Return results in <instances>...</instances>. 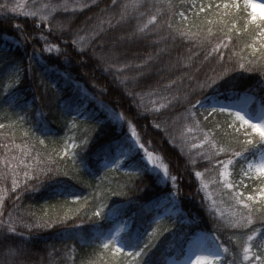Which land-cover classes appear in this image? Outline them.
<instances>
[{"label":"trees","instance_id":"trees-1","mask_svg":"<svg viewBox=\"0 0 264 264\" xmlns=\"http://www.w3.org/2000/svg\"><path fill=\"white\" fill-rule=\"evenodd\" d=\"M97 2L99 8L83 9L77 6L83 0H70L65 10L63 0H0L16 8L0 10V264H167L168 258L184 257L198 231L212 234L228 250V264H258L254 255L262 241L244 260V230L211 218L193 184L200 173L219 188L220 176L212 168L231 159L233 188L225 189L231 205L236 206L231 192L246 199L260 186L245 167L264 142L244 145L256 134L247 135L251 129L219 109L239 111L228 103L243 93L255 95L252 114L258 102L264 104V59L253 35L264 17L249 25L251 7L245 0H228L237 3L228 27L218 23L221 0H147V10L139 7L144 0H120L127 5L121 21L116 10L101 12L111 0ZM141 13L157 16L143 34L138 30L150 15ZM69 19L78 35L67 33ZM239 24L243 32L234 27ZM134 31V40L115 43ZM149 54L148 68L137 72L134 66ZM14 75L18 83L10 80ZM212 99L223 106L208 108ZM102 101L125 114L140 143L163 155L179 182L190 181L178 214L166 213L171 197L154 191L158 186L149 183L155 179L141 149ZM241 145L246 150L234 156ZM24 155L37 167L45 164L69 176L50 173L44 179L29 171ZM138 190L145 195L133 200ZM120 221L132 222L121 235L122 246L112 235ZM109 240L113 243L104 248ZM117 246L124 251L116 252Z\"/></svg>","mask_w":264,"mask_h":264},{"label":"rangeland","instance_id":"rangeland-1","mask_svg":"<svg viewBox=\"0 0 264 264\" xmlns=\"http://www.w3.org/2000/svg\"><path fill=\"white\" fill-rule=\"evenodd\" d=\"M252 3H254L255 5H257L256 8V12L258 14L259 17H264V0H252ZM253 11V9L251 8V12ZM254 101V96L251 95H244L242 100L240 102L244 103V105L242 104L241 106H238L237 104H230L229 106H233L236 109H238L240 112H242L249 120L253 121V122H264V104H258L257 110L255 114H252L251 111V107H249V105ZM103 102V101H102ZM105 107H106V111L109 112L110 118L114 121L117 122L119 124V126L125 130L126 134L129 136L131 142L136 146L137 149H141V153L144 156V159L149 167L150 173L152 175V178L155 179L154 180H150V184L151 186H153V184H155L158 187V189H154V191L156 190H163L165 193H167V195H169L171 197V202L172 204H170L166 210L167 214H178L179 213V206L178 203H181V200H187V196L190 192V188H191V184L190 181H184L183 183L179 182L178 177L173 174L170 171L169 165L166 162L165 158L163 155L160 154H155L151 151H149V149H147V147H142L140 140H139V132L136 128V126H134L131 122L126 120L125 114L120 111L117 110L116 108H114L112 105L103 102ZM208 108L209 107H215V106H223V101L222 100H218V99H212L210 103H208L206 105ZM242 124V122H241ZM243 125V124H242ZM247 127V125H244ZM132 129H135L137 136H134L132 133ZM138 137V139H137ZM145 149H147L148 152L153 153L154 157H157V164H153L151 163L146 154H145ZM21 150V149H20ZM68 152V150L66 151V153ZM17 156H20L19 154L15 153ZM22 158H24V160H30V164H29V168L25 169V172L28 173L27 169H29V171L31 170L32 172H41L40 169L44 168L45 170H49L47 165L45 164H41V167H37L35 162L30 156L28 155H24L21 156ZM261 160H264V148L262 149V151L253 158H250L248 160V162L246 163V173L247 174H252V176H258V173L254 172V171H249L248 169V165L249 163H258ZM228 161V160H227ZM225 160L222 161V163L216 164L215 168L219 167V170H216L215 168L210 167L209 170L212 168L214 171L213 173L218 172L220 179H221V185L219 188H213L212 184H211V179L207 178V177H203L201 174L198 175L197 177V183H194L193 186H197L198 188H200L201 194H202V200L204 201L202 204H206L212 211V214H210L211 218L214 219H219L221 220L224 224H229L230 226H234L235 225V213L239 212L242 209V206H233L228 202V197L229 194L227 195L225 192V189H227L224 181H225V177L223 176V166L224 164L227 162ZM160 165H164L167 167V173H165V170L163 167H160ZM229 166L228 165V177L227 180L229 178ZM210 172V171H209ZM212 174V173H211ZM229 183H231L228 180ZM158 184V185H157ZM148 186L147 188H145L144 190H150L152 187ZM141 190H138V196H133L132 199L135 200L136 198H138L141 195H145L144 193L140 192ZM231 194L233 195L234 192H231ZM191 197V195H190ZM167 198V197H166ZM169 198V197H168ZM191 200V199H190ZM232 200V198H231ZM192 201V200H191ZM235 209V210H234ZM189 213L190 215H192L191 217L194 219H198L197 215L195 213H191V212H186ZM216 216V217H215ZM132 222L131 221H120L116 224V226L114 227V230L112 232V235L115 237L117 243L119 244V246H122L121 243V235L125 232H127L130 227H131ZM257 227H259V225H257ZM244 234H242V236L245 237L244 240H246V237L248 234L247 231L245 229H243ZM263 244V248H264V241H262ZM217 257L218 260H211L210 262L205 260L202 262V264H228L227 262L224 261L225 259V254L223 251L222 246L219 244L218 240L210 233H207L206 231H198L196 233V235L192 236L190 241L187 244V248H186V254L185 256L180 259L177 260L174 257L168 258L167 260V264H196V260L197 257ZM252 258V253L249 254V259Z\"/></svg>","mask_w":264,"mask_h":264},{"label":"snow or ice","instance_id":"snow-or-ice-1","mask_svg":"<svg viewBox=\"0 0 264 264\" xmlns=\"http://www.w3.org/2000/svg\"><path fill=\"white\" fill-rule=\"evenodd\" d=\"M105 2L107 3V0H105ZM245 4L250 6L253 11L250 13L249 17L247 18V23L249 25L254 24L257 19H260V17L258 16L257 12H256V8L257 5H255L254 3H252V0H245ZM70 5V0H63V3L60 5L61 7H63L65 10L68 9ZM80 8H99L100 5L97 2V0H83V3L78 4L77 5ZM222 6L223 8V12L219 13V16L221 17V19L218 21V23L224 24L225 27H228L229 25L232 24V21L235 20V16L232 15L231 9L236 8L237 7V3H230L228 2V0H221V5H217V8H220ZM45 10H50L53 7H56V5H44L43 6ZM140 8H143L145 10L149 9V5L147 3V0H144V3L139 5ZM154 7V5L152 6ZM213 5L209 4L207 6V8L210 10L212 9ZM0 10H6V11H11V12H15L16 8L15 7H11L9 8V5L7 3L4 4H0ZM111 10H116L117 14L120 16L121 21L124 19V16L127 14V5L122 4L120 2V0H111L110 3V7L109 8H105V9H101V12H106V11H111ZM201 11H204L203 8H201ZM33 15L35 13H32ZM74 14V13H73ZM144 14H149L150 15V19L148 20L147 24H144L142 29H139L138 32L140 34L144 33V30L148 28L149 25L153 24L154 21L157 20V16L156 15H151L150 13H141V15ZM181 16H183V13L180 14ZM232 16V21L228 20V17ZM208 23H212V21H209ZM65 25L68 28L67 33H70V35H78V29L74 30V26L72 25V21L71 19H69L68 21L65 22ZM234 27H238L242 32L244 31V25L243 24H239V25H234ZM256 30L258 31V35H256V32H253V35L255 36V39L257 41L260 42V55L261 58L264 59V19H261L260 24L256 25ZM208 32H211V29H208ZM189 36L195 35L197 38H200V36L202 35V33H186ZM138 33L136 31L128 33L125 32L124 36H120L116 39L115 43H119L122 40H129V39H135L137 38ZM103 36V32H101L99 35H97V39H100ZM79 38V37H78ZM227 39H231L230 35H227L226 37ZM221 46H226V45H220L217 44V47H221ZM54 47V46H53ZM251 47L253 48L254 52L256 49V43L254 42ZM48 51H52V47H49L47 49ZM216 48H213V51H215ZM152 60V56L149 54L147 56V59L143 60V64L142 65H136L135 70L137 72L140 71L141 67L143 68H148L150 61ZM241 68L244 67L243 64L240 65ZM225 71H227V69H225ZM10 80H14L16 83L19 82L18 78L16 75H14L13 77L10 78ZM217 111L216 108L212 109V112L215 113ZM219 111L221 113H226L228 115H234V117L236 118V120L238 122H242L243 125H247V127L249 129H251V133H247V135H252V134H256V136L258 137L255 141L253 140H248L246 139L244 142V145H252L255 143H260V142H264V122H253L251 120H249L242 112L240 111H232L230 109H226V108H220ZM132 133L134 136H137V133L135 131V129H132ZM138 139V137H137ZM88 142V140H85L83 145H86ZM244 145H241L240 148L241 150H236L233 152L234 156H239L244 150H246L247 147H245ZM142 147H144L143 145H141ZM222 151H226V149H221ZM65 151H67V149H65ZM145 154L148 158V160L153 163V164H157V157H154L153 153L148 152L147 149H145ZM232 163V160L229 159L223 166V176L225 177V185L227 188L231 189L233 188V184L229 183L227 180L228 177V165H230ZM160 167H163L165 170V173H167V167L164 165H160ZM248 169L249 171H254L256 173H258L257 176V180L259 181V187L257 188L256 192L251 193L247 196V198L245 199V196L243 193L241 192H235L232 195V200L235 201V205L236 206H242V209L235 213V227L241 228V229H245L247 231V233H250L247 235L246 240L241 242V246L243 247V258L244 260H249V254L252 253V249L256 243L257 240L259 241H264V160H261L258 163H249L248 165ZM56 174V175H66L69 176L68 172L66 171H60L58 169H51V170H45V169H41V176L44 177V179L46 178V176H48V174ZM247 175V173H245ZM28 173H25V176L27 177ZM197 175H200V173H197ZM73 179H76L75 175L71 176ZM34 180L38 182L42 181L40 179V176H36L34 177ZM13 185H16V181H13ZM77 199H79L77 197ZM255 202V203H254ZM97 215H99V213H97ZM51 224V221H49V225ZM257 225H259V227H257ZM155 231V230H154ZM114 239V238H113ZM113 243L112 240H109L108 243L104 244V248H109V246ZM116 252H123L124 249L117 246L115 248ZM225 252H227V249H224ZM129 255H131V253H129ZM136 255H140V253H136ZM254 259L255 261L258 262V264H264V248H261L258 250V252L254 255ZM211 261V260H218L217 257H197L196 260V264H202L203 261ZM5 264H7V262L5 261ZM249 264H252V261L249 260Z\"/></svg>","mask_w":264,"mask_h":264},{"label":"clouds","instance_id":"clouds-1","mask_svg":"<svg viewBox=\"0 0 264 264\" xmlns=\"http://www.w3.org/2000/svg\"><path fill=\"white\" fill-rule=\"evenodd\" d=\"M256 10V9H255Z\"/></svg>","mask_w":264,"mask_h":264}]
</instances>
